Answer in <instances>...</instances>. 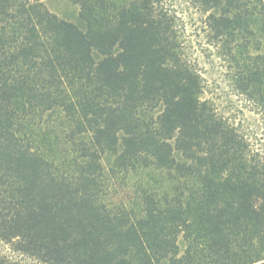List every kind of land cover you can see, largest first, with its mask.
I'll list each match as a JSON object with an SVG mask.
<instances>
[{"label":"trees","instance_id":"trees-1","mask_svg":"<svg viewBox=\"0 0 264 264\" xmlns=\"http://www.w3.org/2000/svg\"><path fill=\"white\" fill-rule=\"evenodd\" d=\"M73 1L0 0V264H264V0Z\"/></svg>","mask_w":264,"mask_h":264},{"label":"rangeland","instance_id":"rangeland-1","mask_svg":"<svg viewBox=\"0 0 264 264\" xmlns=\"http://www.w3.org/2000/svg\"><path fill=\"white\" fill-rule=\"evenodd\" d=\"M41 1L52 13H56L59 17L73 22L79 21L78 20L79 6L76 3H74L73 0H41ZM215 79L218 78L211 79L213 82L209 86L210 94H213L214 97L218 96L216 97L218 98L217 99L218 102L221 103V107H223L226 111L229 110L237 114V112H235L236 111L235 109L236 108L239 109L240 107H236V104L238 103V101H236V97L230 95V87L228 86V79L223 78L221 82L219 81L217 82L215 81ZM243 113L247 116H251L253 114L248 111L247 107L243 109ZM238 116L241 117L242 114L239 113ZM262 145L264 146V143ZM119 181H116V183L113 181L114 185L109 190V196L115 202H120L121 200L128 202V200H131L133 196V190L129 187V185H125L124 183H121Z\"/></svg>","mask_w":264,"mask_h":264}]
</instances>
